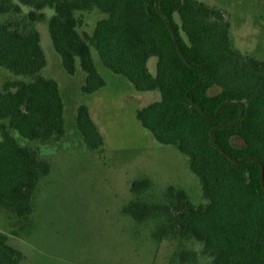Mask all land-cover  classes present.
<instances>
[{
	"label": "trees",
	"instance_id": "16d2710c",
	"mask_svg": "<svg viewBox=\"0 0 264 264\" xmlns=\"http://www.w3.org/2000/svg\"><path fill=\"white\" fill-rule=\"evenodd\" d=\"M94 10L102 16L82 28L83 13ZM44 23L64 70L83 71V93L106 84L92 48L135 89L159 92L136 118L185 155L203 200L140 174L125 211L156 240L176 242L170 262L264 264V58L237 49L223 10L202 0H0V67L11 74L0 87V207L27 220L51 171L52 159L18 137L46 142L66 133L60 84L44 72ZM76 126L88 150L102 147L86 103ZM23 259L0 232V264Z\"/></svg>",
	"mask_w": 264,
	"mask_h": 264
},
{
	"label": "rangeland",
	"instance_id": "374dc122",
	"mask_svg": "<svg viewBox=\"0 0 264 264\" xmlns=\"http://www.w3.org/2000/svg\"><path fill=\"white\" fill-rule=\"evenodd\" d=\"M219 6L231 23L234 46L243 53L264 58V0H202ZM102 16L84 12L82 28L91 30ZM46 75L58 80L64 100L66 133L56 141L41 142L18 137L52 167L33 194L27 220L0 207V232L22 250V264H173L176 242L156 240L150 228L136 223L125 211L130 185L140 174L154 183L185 188L195 202L203 200L197 177L185 155L171 145L158 143L137 120L138 108L159 99L157 90H137L121 75L112 73L92 56L106 79L105 86L85 94V77L78 67L68 74L54 50L47 26L39 24ZM156 58L147 62L155 72ZM11 74L0 67V87ZM86 103L104 137L100 149L86 148L76 126V111ZM1 121V120H0Z\"/></svg>",
	"mask_w": 264,
	"mask_h": 264
}]
</instances>
